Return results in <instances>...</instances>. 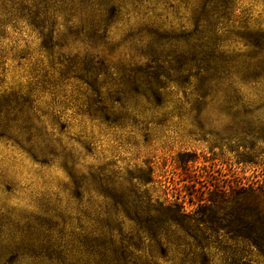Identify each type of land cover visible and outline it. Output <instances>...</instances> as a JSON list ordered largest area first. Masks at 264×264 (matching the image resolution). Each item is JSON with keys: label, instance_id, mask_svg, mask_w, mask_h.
Instances as JSON below:
<instances>
[{"label": "rangeland", "instance_id": "obj_1", "mask_svg": "<svg viewBox=\"0 0 264 264\" xmlns=\"http://www.w3.org/2000/svg\"><path fill=\"white\" fill-rule=\"evenodd\" d=\"M258 183L264 0H0V264H193L165 198Z\"/></svg>", "mask_w": 264, "mask_h": 264}, {"label": "trees", "instance_id": "obj_2", "mask_svg": "<svg viewBox=\"0 0 264 264\" xmlns=\"http://www.w3.org/2000/svg\"><path fill=\"white\" fill-rule=\"evenodd\" d=\"M257 185L255 191L264 196V184ZM226 202V199L215 201L202 198L195 204H189L190 210L187 211L184 202H178L176 199L172 203L165 198L162 202L164 218L159 221L178 229L195 242L197 255L194 253V256L199 261H194L193 264H213L214 258L218 259L220 264H264V209L255 203L252 218L237 213L229 218L225 227L218 224L219 228H211L208 225L218 223L216 212L221 210ZM234 205L239 206L238 203ZM146 228L150 242L158 246V249H164L154 230L149 226ZM191 229L195 232L194 237L189 235L192 233ZM197 234L199 236H196ZM185 259L186 256L180 259L178 264H186Z\"/></svg>", "mask_w": 264, "mask_h": 264}]
</instances>
